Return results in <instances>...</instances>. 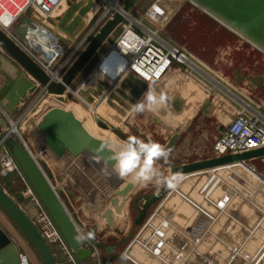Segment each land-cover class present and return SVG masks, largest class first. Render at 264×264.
I'll return each instance as SVG.
<instances>
[{"label":"water","instance_id":"water-1","mask_svg":"<svg viewBox=\"0 0 264 264\" xmlns=\"http://www.w3.org/2000/svg\"><path fill=\"white\" fill-rule=\"evenodd\" d=\"M139 1L124 0L121 10H115L110 18L104 21L58 81L52 79L0 28V48L34 80L22 83V80L15 81L8 72H3L7 83L0 90L1 105L7 111L12 112V109L14 110V107L19 106L23 99L27 100L28 94L34 93L36 90L34 82L44 89L46 97L56 96L60 102L64 101V95H68V90H72L78 77L124 23L126 16L131 15ZM183 1L190 3L264 54V0ZM93 4L94 0H82L79 4L71 7L68 16L64 20L54 21V27H58L57 25L60 22L58 28L62 30L69 19L68 17L79 12L78 16L73 17L71 15L72 17H70V19L74 18L75 20L66 29L67 39L55 33L63 46L70 47L72 40L74 41L76 35L84 28L83 17L92 8ZM31 21L26 17L21 20L22 23L27 25L31 24ZM18 29L19 26H15L13 31L16 32ZM48 29L52 31L50 28ZM100 87L103 90H109L110 84L101 82ZM95 91H92L90 98L80 87L74 92H76L75 95H81L82 100L91 104L96 96L100 94V92ZM68 96L72 98L71 95ZM4 99L10 101L11 107L4 105ZM17 112L18 110L14 112L13 117ZM10 117L12 118V115ZM93 118L100 128L105 130L112 128L127 141L132 138L123 134L117 128L104 123L98 117L94 116ZM34 120H31L30 125H34ZM0 126L3 129L6 128L3 122H0ZM38 127L40 129L60 127L55 137L74 158H80L88 152L96 158L102 159L110 168L115 164L113 159L115 152L109 148V142L97 139L88 133L82 123L71 112L59 108L51 109L45 114ZM19 137V141L14 145L11 153L39 202L55 222L70 251L78 261L84 262L91 258L95 260L91 264H121L122 260L119 259V255L114 253L119 246L118 244L106 246L96 240L95 234L98 226L87 227V240L80 241L77 239L78 236H81L80 231L85 228L84 224L73 216L72 209L66 205L67 200L65 203L62 201L63 190H57L53 187L52 182L55 178L46 171L45 162L37 160L24 144L21 134ZM179 139V135H174L164 148L171 153ZM263 156L264 148H261L243 154H229L184 165H170V176L180 173L185 177L181 184L176 188L162 186L151 195H140L134 201L138 212L134 220L137 227H143L150 209L159 204L153 217L139 232L142 234L141 243L153 247L154 251L160 254H165L167 248H178L176 250L177 255L183 256L191 264L196 263V260L203 254L202 252L205 249L207 250L199 264H254L264 251V185L259 188L257 179L238 163ZM80 165L88 172L95 173L92 163L87 158H83ZM112 174L110 179H113L114 183L112 185L114 186L104 196L105 200L110 201L112 208L104 210L100 203L95 201L89 204L90 207L93 206L96 210L102 212L101 218L105 220L108 226L114 224L115 216L124 215L125 204L129 198L131 199L136 188L135 184L127 182L123 189L114 191L115 184L118 186L122 181L118 176H112ZM59 181L63 184L62 179H59ZM200 181L201 186L199 185ZM196 183L200 188L198 185L196 186ZM184 186H187L186 191ZM193 195L198 196L199 199H194ZM175 197L176 200H183L185 204L191 205L190 212L181 215L178 212L179 209L176 211L177 206H171L169 201ZM15 199L22 201L24 195H15ZM142 200H144V204L141 206L140 202ZM0 206L33 243L45 264H56L54 252H56L62 263L67 262V256L60 245L54 244L51 247L46 242L35 225L20 209L14 198L1 185ZM150 229L151 233L149 232V234L154 235V243L147 235ZM89 234L91 235L89 236ZM133 237L134 234L132 233L121 243L123 245L128 244ZM161 239H164L165 243H161ZM96 251H106L110 257L103 256L98 261L97 258L92 256ZM127 262L126 264H128ZM0 264H23L16 245L1 229Z\"/></svg>","mask_w":264,"mask_h":264},{"label":"crops","instance_id":"crops-1","mask_svg":"<svg viewBox=\"0 0 264 264\" xmlns=\"http://www.w3.org/2000/svg\"><path fill=\"white\" fill-rule=\"evenodd\" d=\"M157 3L158 0H140L131 12V16L136 19V12L145 10L147 8V4H149V7L145 12V16L153 23L154 13L158 12ZM94 4H98L96 0ZM164 5V8H166V4ZM188 7L191 9H188ZM60 10L62 9L60 8L56 14H59ZM99 10H101V8ZM114 10L115 9L109 8L106 13L110 11L115 12ZM96 11L94 6H92V8L83 17L84 28L76 35V39L74 41L72 40V47L70 48L72 52L79 53L93 37V35L96 34L104 21L111 16H106V13L104 17H101V15L96 16ZM15 12L16 11L13 8L10 9L12 17L15 16ZM174 12H176L175 15L177 14L174 21L175 25H182L183 29H185L184 32L186 39L183 45L185 47L184 51H186L190 60L198 69L192 72H186L185 66L175 64L166 77L162 81L155 83L154 86L158 85L156 89L158 94H164L167 96V109H171L176 113V115L182 114L183 117L187 119L186 124L188 126L185 131L190 129L192 125H195V128H198V130L201 131L200 136L198 135L199 137L194 136L192 132L187 141L183 139L184 134L181 132L173 133L166 143L177 134L180 136V139L173 150L177 148L183 149L179 151H184L185 149L191 150V152L193 151L196 154L199 153L198 155L202 157H200L201 159L196 160H204L208 159V157H212V141L216 140V138L234 122L237 118L238 112L245 109H253L260 112L257 108L253 107L250 102H254L253 99H258V97H256L257 95L255 96V87L253 89V86L258 79L263 83L264 74H257V76H255L254 73L256 71L253 70L255 67L250 69L245 65H249V61L258 57L261 61H257V63H263L262 65L264 66V55L253 47L252 44L244 41L215 20L209 18L206 14L192 6L190 3L185 2L182 5L179 4ZM179 14L182 15L178 16ZM131 16H128V18ZM177 17H179L178 19L181 23L177 21ZM201 17H206L207 19ZM54 21L58 22L59 19L50 21L49 25L54 27ZM0 26L3 29L8 28L11 30V22L8 24L0 23ZM119 29H121V27H119ZM112 37L100 49L85 69L90 70L91 73H93L89 79L93 76L97 77L100 75L102 82H110L111 84L109 83V90H103V88L98 86V84L92 86V82L90 83L92 86L91 89L87 85L89 79L83 83L82 80L84 78L81 79V74L74 83L72 88L73 90H68L67 94L71 95L72 98H69L68 95H64V101L60 102L56 96L46 97L44 89L39 84L34 82L36 84V90L34 93L28 94L27 100L23 99L19 106L14 107V110L12 109V112L7 111L0 103V122L5 123L6 127L9 126L10 120L13 118L14 121H16L12 122L13 124L18 122V126H20V130L22 131L21 137L24 139V144L37 160H43L45 162L47 168L46 171L55 178L52 182L53 187L57 190H63L64 195L62 201L65 203L67 200L66 205L72 209L73 216L84 224L85 228L80 231V235L87 237V227L98 226L95 234L96 240L98 243L106 246L118 244L119 246L114 253L119 255V259L122 260L121 264H126L127 261H129L127 262L128 264H191L188 263L183 256L177 255L178 253L176 250H178V248H167L165 250V254H160L156 253L153 247H149L141 243L140 238L142 237V234L139 232L144 229L146 223H148L153 217L159 204H157L155 208L153 206L150 209L143 227H137L134 223V220L138 215L134 205V201L137 198L136 196H138L136 193L131 197L129 204L125 207L124 215L115 216L114 224L112 226H108L105 220L101 218L102 212L96 210L93 206L90 207L89 204L95 201L100 203L104 210L112 208L110 201L105 200L104 196L114 185L111 183L110 175H105L103 172L105 167H108L109 171H111V168L106 165L102 159H98L88 152L84 153L80 158H74L55 137V134L60 127H52L51 129H40L38 127L43 121L45 114L54 108L71 112L78 119L75 114V110L72 109V105L81 106L84 110H86L85 112H88V114L92 116L93 114L91 113L94 112L96 115L100 116L99 112H101L104 108L107 110L110 109L113 112L115 110L116 112L112 114L113 116L110 115L111 120L105 119L103 113L106 111L101 113L103 115L102 118L100 117L102 121L111 126L114 123H116L115 125H119L127 118V114L128 112H131L132 106L143 98L148 88H144L143 83L145 82L134 74L126 73L121 75L122 67L118 64L117 53H113L109 58H107L109 56V54H107L102 59L110 46L116 42L112 39ZM163 40L165 41V39ZM166 42L174 46V43H171L168 40H166ZM241 55H243V57H241L242 62L240 65ZM1 60L2 66L0 68V72L2 74L7 71L9 75L11 73L10 76H12L13 71L15 74L21 73V76H18L19 78L17 77L14 79L11 77L13 80H22V83L32 81L30 76L21 70L17 64H11V62L5 59ZM6 61L10 70L7 68ZM260 71L264 73V70ZM94 73L97 74L94 75ZM205 74H207L208 78L205 77ZM216 79L223 82L226 94H222L221 88L218 87L220 82L216 81ZM212 81L217 82L218 84L211 86ZM145 85H149L148 82H146ZM3 86L4 84L0 85V90ZM78 87L82 90H87L86 93L88 98L92 95L93 90L98 91V93L100 92L99 97L96 96L95 102L89 104L81 99V95H75L74 89ZM116 91L117 93L125 91L127 96L122 95L123 97H119ZM215 93H218L221 97L215 98ZM227 94H230L233 97L231 98ZM250 94H253L256 98H252ZM110 97H114L116 102H118V105L115 102H110V104L108 102L107 104V100ZM208 99H210V104H207ZM97 101L100 102L98 103ZM4 105L11 107L8 99H4ZM17 110V114L13 117L15 114L14 112ZM260 113L264 115V113ZM11 115L12 118L10 117ZM112 117L115 121H112ZM32 119H35L34 125H30ZM85 119L87 118H84L83 120L78 119L84 128L85 126L83 122L86 121ZM5 130L6 128L3 129L0 126V135ZM88 133L90 132L88 131ZM11 137L8 139V142H6L8 148L14 147L20 138L19 136H13V138ZM140 140L153 142V137L151 138L150 135H143ZM196 140H198V142ZM183 141H185V143H182ZM109 148L114 150L110 146V142ZM202 150L205 153H200ZM183 154H185V151L180 156L175 153L174 157H182ZM83 158H87L92 163L95 173L88 172L80 165ZM59 179L63 180V184L60 183ZM127 182L129 181H123L118 186L115 184L114 191H116V189H123ZM0 185L12 198H14L23 213L33 224H35L39 213L36 200L32 197H24V200L22 201H17L15 199V195L22 194L25 189V184L21 177L16 173L11 174L6 179L0 177ZM185 187L186 186H184V188ZM169 201L171 206H177L176 211L179 209L178 212H180L181 215L188 213L185 212V209H191V205H187V208L186 206L184 207L178 205L176 203V197ZM140 204L142 206L144 204V200H142ZM200 225L202 226L203 224ZM0 229L11 240V242L16 245L23 264H45L43 258L40 256L33 243L27 238V236L1 206ZM149 232L151 233V229L147 232V235L154 243V235L149 234ZM132 233L134 234L133 239H131L128 244L123 245L121 242L127 239ZM161 243H165L164 239H161ZM53 245L54 244H52L51 247H53ZM206 250L207 249L202 252L203 254L198 257L196 263L194 264L200 263V260ZM92 256L97 258L98 261L103 256L110 257L106 251H96ZM54 257L56 259V264H69L62 263L56 252H54ZM92 261L95 260L90 258L84 262L79 261V263L91 264ZM263 263L264 251L256 259L254 264Z\"/></svg>","mask_w":264,"mask_h":264},{"label":"built area","instance_id":"built-area-1","mask_svg":"<svg viewBox=\"0 0 264 264\" xmlns=\"http://www.w3.org/2000/svg\"><path fill=\"white\" fill-rule=\"evenodd\" d=\"M64 1L0 0V17L10 16L12 29H2L1 26L0 28L56 81L60 80L63 74H61L62 69H66L68 62L60 66V70L56 72L52 70V66L66 55V49L60 43L56 34L46 29L41 21L35 18V14L48 17L61 7ZM11 8L16 11L14 17L10 14ZM25 17L32 20L36 29L33 30L29 25L21 22L22 18ZM15 26L24 29L26 33L25 40L13 31ZM120 27L122 28V33L102 59L107 54H109L107 57L109 58L113 53L118 52V64L122 67L121 75L131 73L145 83L152 82L155 84L162 81L175 64L185 66L186 72L198 69L184 50L164 41L157 31L149 29L142 24V21L132 16L126 17ZM52 39L55 40L54 48L50 47ZM17 124L12 123V129L0 135V177L6 179L13 173L21 177L25 184L22 194L25 198H34L39 208V213L34 224L39 233L48 244L60 245L62 251L67 256L66 263L80 264L70 251L51 216L37 200L35 192L13 157L10 148L6 145V141L11 134H19ZM14 126L15 131H13ZM261 148H264V115L253 109H245L238 112L234 122L216 138L212 146V157L243 154ZM238 164L257 179V186L259 188L264 185V156L241 161Z\"/></svg>","mask_w":264,"mask_h":264},{"label":"rangeland","instance_id":"rangeland-1","mask_svg":"<svg viewBox=\"0 0 264 264\" xmlns=\"http://www.w3.org/2000/svg\"><path fill=\"white\" fill-rule=\"evenodd\" d=\"M80 1L81 0H65L64 3L62 4V7H61L62 10H60L59 16L57 18L60 21H61V19L64 20L65 17L68 16V12L71 9V7L73 5L79 4ZM117 1H119V6L123 5V1L124 0H117ZM94 2H95V0H94ZM96 2L98 4H96V5L93 4L92 5V6H94L95 11L97 10L96 11V16L97 15H101V17H104L105 16V13L107 12V10L110 7V2H108L106 0H96ZM173 2H175V3H173ZM171 3H173L174 6L173 5H168V4H171ZM183 3H185V1H183V0H174V1H172V0H158V3H157L158 4V6H157L158 7V12L157 13L156 12L154 13V20H153L154 22L153 23L150 22V20L148 18H146V16H145L146 15L145 12L147 11V9L149 7V4H147V6H146L147 8L145 10H143V11H137L136 12V19L139 20V21H142V24L145 25L146 27H148L149 29H152V30L157 31L158 35L162 39H165V41L168 40L169 42L174 43V46H176V47H178V48H180L182 50H185L184 49L185 47L183 46L184 43H185V39H186L185 38V32H184L185 29H183L182 25H175V23H174L175 16L177 15V14L175 15L176 12H174V11L179 6V4L182 5ZM164 4H166V6H167L166 8H164L165 7ZM153 6H154V4H153ZM99 8H101V10H99ZM188 9H191V8L188 7ZM111 13H113V11H110V12L106 13V16L107 15H110ZM71 15L68 17L69 19L64 24V29H62V30H60L58 28L60 22L57 25L58 27H56L57 29L55 27H52V26H47L46 24H44V25L47 26L48 28H50L54 33H56L60 37H63L64 39H67L68 37H67V34L65 33L66 32V29L69 28L71 26L72 21L75 20L74 18L70 19V17H72V16L73 17L78 16L79 15V12H77L76 14H74L72 16ZM181 15L182 14H179L178 16H181ZM178 18L179 17H177V21L180 22V20ZM201 18L207 19L206 17H201ZM118 29L114 33V35H112L113 36L112 39L114 41H116L117 38L122 33V28L119 29V30ZM187 41H188V39H187ZM63 47H65V46H63ZM71 47H72V45H70V47H65V49L67 50L66 55L64 57L60 58V61L59 62L57 61L52 66V70L54 72H56L57 70H60L59 67L62 66V65H65V63H67V62H68L67 63V67H68L71 64V62L73 61V59L79 54L78 52H77L78 54L76 52L74 54V52H72L70 50ZM241 57H243V55L240 56V65H241V62H242V58ZM1 59L8 60L9 62H11V64H17L2 48H0V68L2 66V60ZM257 61H261V59L258 58V57H256L255 59H252L251 61H249V65H245L246 67H248L250 69H253L255 67L253 70H255L256 72H258V73H256L254 71L255 72L254 73L255 76H257V74H259V75L264 74L262 71H260V70H264V66L262 65L263 63L262 64H260V63L258 64ZM7 64L8 63L6 61V65ZM67 67H66V69H67ZM7 68L9 69L8 65H7ZM66 69L63 68L62 69L63 71L61 72V74L64 73V71ZM5 72H7V71H5ZM200 72H201V70H200ZM92 74L93 73H91L90 70H85L82 73V75H81V79L84 78L83 79L84 81L82 80V82L85 83L86 80L89 79V77L92 76ZM96 74L94 73V75H96ZM10 75H11V73H10ZM18 76H21V73L15 74L12 71V76H11L12 78L15 79ZM98 77H99V79H98ZM205 77H207V74H205ZM30 78L32 79V77H30ZM32 81H34V80L32 79ZM216 81L220 82V84H218L217 82H213L212 81L211 86L218 84V87L221 88V90H222V94H226V89H225V85L223 84V82L221 80H219V79H216ZM82 82H80V83L83 84ZM91 82L93 84L92 86H94L96 84H98V86H100L101 85V82H102L101 76L100 75L97 76V77L96 76H93L92 78L89 79V82H88L87 85L92 89V86L90 84ZM143 84H144V88H148L149 89L150 87H152L155 90L157 89V86H158V85L154 86L152 84L151 85H145L146 83H143ZM254 87H255V89H254ZM86 88H87V86H86ZM76 89H74V90H76ZM253 89H254V91L256 93L255 96L257 95L256 97H258V99L260 101L258 99H253L254 102H250V104L253 107L257 108L258 111L264 113V81L262 83V81H259V79L256 80V82L254 83ZM84 91L87 92V90H84ZM116 93H117V91H116ZM117 94H118L119 97L122 96V95L127 96L126 93H125V91H120ZM227 95L229 97H231V98L233 97L230 94H227ZM250 96L252 98H256L253 94H250ZM56 102H55V104H56ZM92 102L94 103L95 100H93ZM97 102L99 103L100 101H97ZM108 102H109V104H110V102H112V103L115 102L116 104L118 103V102H116V99H114V97H110L107 100V104H108ZM53 103H54V101H53ZM207 104H210V99H208ZM112 109H113V107H112ZM84 111H86V110H84ZM103 111H106V112L103 113ZM114 112H116V111L114 110ZM114 112L112 110H110V109L107 110L105 108L102 109V111H101V113H103V115L105 116V118L107 120H111L110 119V115L114 114ZM84 114H85V116L87 118L90 119V116L92 118V115L88 114V112H85ZM33 118H35V117H33ZM183 118L184 117H183L182 114L176 115V113L174 111H172L171 109H167V107H163V108L158 109V110H156L154 112L153 111H145L142 114H133L132 111L131 112H128L127 118L125 120H123L122 123H120L119 125H115L116 123H114L112 126L115 127V128H117L120 132H123V134H126L128 136H131L132 138L140 139V138L143 137V135H150L151 138L153 137V142L159 143L160 145L165 144L166 141L171 137V135L173 133L181 132L182 134H184L183 135V139L186 140V141H187V139L189 138V135L192 132H193V135L194 136L199 137L200 134H201V131H199L198 128H195V125H192L190 127V129H188L187 131H185V129H186V127L188 125L186 124L187 119L186 118L183 119ZM168 120H169V122H168ZM112 121H115L113 117H112ZM12 122H16V121H14V119H13V121L10 120V124H9L8 127H6V130L5 131H8L9 129H12ZM95 124H96V122H95ZM17 127H18V130H19L20 133L19 134L18 133L17 134H15V133L11 134V136H12V137L10 136L11 138H13V136H20V134H21L22 131L20 130V126H18V124H17ZM99 129L101 130V132H100L101 133V136L100 137L105 138V140L106 139H109L108 138L109 134H107V133L104 132V131H107V132L113 134L116 137L117 142H118L117 144H123V143L127 142V140H125L120 135H118L114 130H112V128L110 130H105V129H102V128L99 127ZM196 141L198 142V140H196ZM214 141H212L213 144H214ZM6 142H8V140ZM182 143H185V141H183ZM110 145H111V143H110ZM177 149H175V150H173L171 152V155H170V157H169V159L167 161L157 162V165L156 166L161 170V172L164 174V177L165 178L169 177L168 174H170V165H172V164H174V165H180L182 162H185V161H187V162H193L196 159H201L202 158L200 155H198L199 153L196 154L193 151L191 152V150H187V149L184 150L185 151V154H183L182 157H174V154L175 153H176V155H179V156L182 153H184V151H179V150H183V149H178V150ZM210 155H211V152H210ZM113 175L118 176L116 173L112 174V176ZM121 181L123 182V181H129V180L128 179H122ZM111 183H114L113 179L111 180ZM197 185L198 184L196 183V186ZM199 185L200 186L202 185L201 181L199 182ZM135 186H136V188L133 191V195L136 193V195L138 194V196H140V195H146V196H148V195H151L152 193L158 191L159 188L162 187L163 185L162 186H158L155 182H150L147 186H141L139 184H135ZM200 186H199V188H200ZM186 187L184 188L185 191L187 189ZM138 196H136V197H138ZM192 197L194 199H199L198 196H194L193 195ZM176 201H177L176 203L178 205H181V206H184V207L186 206V208H187V205L188 204H185V202L183 200H179L178 199ZM156 205H154V208L156 207ZM190 210L191 209H185V212H190Z\"/></svg>","mask_w":264,"mask_h":264},{"label":"clouds","instance_id":"clouds-1","mask_svg":"<svg viewBox=\"0 0 264 264\" xmlns=\"http://www.w3.org/2000/svg\"><path fill=\"white\" fill-rule=\"evenodd\" d=\"M10 22V16L0 17V23L8 24ZM167 104V96L158 94L154 88L150 87L143 98L132 106L131 111L133 114H142L145 111L154 112L166 107ZM111 147L115 150L113 157L115 164L111 171L108 167L103 169L105 175H111L112 172H115L121 179H128L133 184L147 186L150 182H155L158 186L163 185L168 188H176L185 179L180 173L165 178L156 166L158 161H167L171 155L170 151L159 143L129 138L127 142L111 145ZM87 238L83 235L77 237L80 241Z\"/></svg>","mask_w":264,"mask_h":264},{"label":"bare ground","instance_id":"bare-ground-1","mask_svg":"<svg viewBox=\"0 0 264 264\" xmlns=\"http://www.w3.org/2000/svg\"><path fill=\"white\" fill-rule=\"evenodd\" d=\"M106 1H108V2H110V7L109 8H111V9H115V10H121V8H122V5L121 6H119V1H117V0H106ZM172 1H174V0H172ZM171 2V1H170ZM173 3H175V2H173ZM173 3H171V4H168V5H173ZM109 4V3H108ZM107 4V5H108ZM174 6V5H173ZM62 7V6H61ZM60 7V8H61ZM59 8V9H60ZM59 9H57L53 14H51V15H49L48 17H43L41 14H36V19H38L39 21H41V23L44 25V24H46L47 26H50L49 25V22L50 21H53V20H57L58 18V16H59V14H56V12L59 10ZM100 9V8H99ZM165 11V10H164ZM56 14V15H55ZM129 15H127L126 17H128ZM131 16V15H130ZM29 25V27H31L33 30L34 29H36V26L34 25V23L31 21V24H28ZM45 26V25H44ZM47 26H45L46 27V29H48V27ZM10 28H11V26H10ZM3 29V28H2ZM12 29V28H11ZM6 30H9L8 28L6 29ZM119 30V29H118ZM16 33L19 35V36H21L24 40L26 39V34L24 33V29L23 28H20L19 27V29L16 31ZM22 33H24V35H22ZM59 39V38H58ZM59 41H60V43H61V40L59 39ZM54 46H55V40L54 39H52V44L50 45V47L52 48H54ZM254 47V46H253ZM65 52H67V50H65ZM116 53H118V52H116ZM264 55V54H263ZM6 77L4 76V74H2L1 72H0V85H5V83H6ZM106 82H108V81H106ZM110 83V82H109ZM111 84V83H110ZM148 84L149 85H154V83H152V82H148ZM212 88V87H211ZM73 90V89H72ZM76 93V92H75ZM77 96H78V94H77ZM215 98H220L221 96L218 94V93H215ZM223 96V95H222ZM72 109H74L75 110V114L77 115V117H78V119L79 120H83L84 118H87V117H85V111L83 110V108L81 107V106H79V105H73L72 106ZM111 112V111H110ZM91 114H93V116H92V118L95 116V117H98V119H100V120H102L101 118L103 117V115L101 114V112H99V114H100V116H98V115H96V113L94 112V113H91ZM101 117V118H100ZM91 118V116H90V119H85L86 121H84L83 123H84V126H85V128L93 135V136H95L96 138H99V139H102V140H105V138H102V137H100L101 136V130L99 129V127L97 126L98 124H97V122L94 120V118L92 119ZM106 119V118H105ZM94 122H93V121ZM107 120V119H106ZM95 122H96V124H95ZM13 131H15V126L13 127ZM105 133H107V134H109V136H108V138L109 139H106L105 141H108V142H110L111 143V145H119V144H117L118 142H117V139H116V137L113 135V134H111V133H109V132H107V131H104ZM133 133V132H132ZM131 137V136H130ZM169 142V141H168ZM167 142V143H168ZM166 143V144H167ZM165 144V145H166ZM110 145V146H111ZM165 145L163 146V147H165ZM179 149V148H178ZM177 149V150H178ZM177 152V151H176ZM205 153L203 150L200 152V153ZM211 158H215V157H208V159H211ZM204 160H207V159H204ZM198 161H202V160H196V161H193V162H198ZM159 162V161H158ZM193 162H187V161H185V162H182L180 165H184V164H189V163H193ZM169 175V177H170V174H168ZM129 200H130V198L128 199V201L126 202V204H125V207L129 204Z\"/></svg>","mask_w":264,"mask_h":264},{"label":"trees","instance_id":"trees-1","mask_svg":"<svg viewBox=\"0 0 264 264\" xmlns=\"http://www.w3.org/2000/svg\"><path fill=\"white\" fill-rule=\"evenodd\" d=\"M13 147H10V149L12 150Z\"/></svg>","mask_w":264,"mask_h":264}]
</instances>
